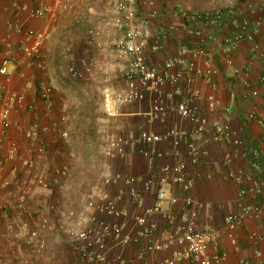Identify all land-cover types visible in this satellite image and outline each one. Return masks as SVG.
Wrapping results in <instances>:
<instances>
[{
	"label": "crops",
	"instance_id": "0c3cea01",
	"mask_svg": "<svg viewBox=\"0 0 264 264\" xmlns=\"http://www.w3.org/2000/svg\"><path fill=\"white\" fill-rule=\"evenodd\" d=\"M157 14L142 0H135L137 16L134 25H141L149 32L146 52L151 67L163 69L170 75L180 72L192 80L196 98L193 105L200 120L206 121L205 130L197 132L199 123L181 119L177 106L183 96H172V86L163 88L167 112L157 121H151L146 113L155 103L157 95L149 93L142 102L119 105L116 97L127 90L124 72L128 59L119 55L116 41L121 33L115 26L118 14L116 0H0V66L9 59V77L0 75V114L7 108L9 127L0 125V260L9 264H21L25 258L38 264H76L78 250L63 235L51 232L43 253L27 249V231L18 229L15 236H7L10 223L25 220L18 208L19 199L27 198L28 208L44 210L51 220H58L49 206L80 209L87 198L98 191L119 192L120 188L106 187L107 175L135 178L136 188L143 193L138 204L126 197L121 207L128 216L124 219L129 232L138 233L135 217H143L155 203V194L143 192V181L149 179L151 169L148 159L136 149H127L124 157L105 155L108 141L118 135L139 134L147 131L165 135L176 129L187 133V142L179 146L164 141L158 150L164 154L155 161L156 176L161 168L183 160L188 165L189 177L194 182L193 199L202 205L198 228L216 229L223 234L220 252L227 253L221 264H257L258 252L264 253V242H255L250 236L264 230V193L255 199L242 198V190L255 187L264 177V125L249 122L248 114L264 116V100L253 97L252 89L264 91V57L256 51L255 44L264 52V0H153ZM41 6L50 8L43 19L32 17ZM25 8V10L23 9ZM222 10L224 20L217 25L189 22L183 13ZM44 34L45 40L38 55L27 58L24 46L32 40L28 31ZM201 31V37L197 36ZM240 32L254 35L255 42L243 40L230 57L239 74L232 73L227 65L225 42ZM200 38V39H198ZM159 42L160 48L153 50ZM203 53H200V51ZM181 62V63H180ZM206 71L210 65L215 73L207 78L199 77L188 68ZM168 67V65H170ZM74 67L80 77L70 73ZM249 86H247V84ZM44 87L53 89L50 104L41 97ZM112 98V108L118 115H110L106 97ZM215 103L210 106V100ZM21 101V102H20ZM229 125L237 137L214 140L215 128ZM38 136L45 152L34 151L28 134ZM63 133H68L64 137ZM238 139L240 144H235ZM189 144L205 152L193 163L187 155ZM259 152L258 165L253 166L254 153ZM24 160H34L35 166L27 174ZM67 167L68 176L56 184L54 170ZM51 182V190L37 184V177ZM168 198H181L177 205L166 203L165 210L179 216L185 193L181 186H166ZM26 192V195H25ZM24 195V196H23ZM258 204L263 216L248 219L237 231L238 245L225 238L226 218L240 211L242 206ZM48 217V216H47ZM53 218V219H52ZM158 224L157 240L168 245L159 253L147 251L148 241L124 250L125 261L112 264H147L170 258L180 248L179 243H169L173 232L164 219L153 216Z\"/></svg>",
	"mask_w": 264,
	"mask_h": 264
},
{
	"label": "built area",
	"instance_id": "2783aa9c",
	"mask_svg": "<svg viewBox=\"0 0 264 264\" xmlns=\"http://www.w3.org/2000/svg\"><path fill=\"white\" fill-rule=\"evenodd\" d=\"M142 2L153 9V15L157 14L155 3L153 0H142ZM25 10V8H23ZM115 10L118 17L115 20V26L120 31L121 36L116 41L117 52L124 59H128V65L124 72L127 90L119 93L116 102L119 105L142 102L149 93L157 95L154 105L146 113L151 121H157L167 112L166 97L163 94L164 86L169 83L172 86V96H183V100L177 106V114L181 119L190 120L199 123L197 132L201 133L205 130L206 121L200 120L196 115L195 92L192 88V80L187 79L185 82L184 72L176 75H170L163 69L151 67L146 58L147 48L149 46V32L141 25H134L133 22L137 16L135 0H116ZM50 8L41 6L32 13L33 18L43 19ZM185 19L189 22L199 21L217 25L224 20V12L216 11H197L194 14L183 13ZM28 37L32 40L31 45L24 46L23 52L27 58L33 57L40 53L44 34L41 32L30 30ZM197 36L201 37V31H197ZM243 40L255 42L254 35L251 33L240 32L228 37L225 42V53L227 54L226 65L228 69L239 74L235 68L234 60L230 57L233 51L237 50ZM256 51L260 52V56L264 57V52L260 51L259 45L255 44ZM160 48L159 42L153 46V50ZM200 53H203L201 50ZM181 63V62H180ZM9 59H4L0 66V75L5 78L9 77ZM168 65V67H170ZM188 68L195 71L194 63H190ZM199 77L203 75L210 78L214 73V69L208 65L206 71L196 70ZM72 77H80L74 67H70ZM264 82V77L262 78ZM249 86L248 83H246ZM253 97H262L264 100V91L252 89ZM41 97L45 103L50 104L53 97V89L44 87L41 91ZM112 98L107 95L106 108L110 115H118L119 111L112 108ZM210 106L214 107L215 103L211 99ZM21 102V101H20ZM9 109L5 108L0 114V125L5 128L9 127ZM247 120L258 122L264 125V116L257 113L248 114ZM64 137H68V133H63ZM28 137L32 139L34 151L38 155L45 152L44 145L39 142L38 136L30 133ZM226 138H236L237 132L232 130L229 125H218L215 128L214 140H222ZM187 133L176 129H170L165 135L141 131L139 134L118 135L108 141L105 149V155L110 158L124 157L127 149H136L144 155L149 162L151 175L149 179L143 181V192L155 194L154 205L146 210L143 217H135V227L140 232L133 233L126 229L124 219L127 218V212L121 207V203L126 197L134 200L138 204L143 202V193L137 188V180L135 178H125L122 175L110 176L104 178L106 187L120 188L119 192H111L109 190L98 191L95 195L87 198L84 205L78 209L73 207H62L54 203L49 206V212H54L59 217L58 220H51V215L44 210L34 211L28 208L27 198L24 196L19 199L18 208L20 215L25 220L20 224L10 223L8 226L7 236L13 237L18 229L27 231L25 245L29 251L33 253H43L48 244V235L56 232L60 236L63 235L65 240L72 244L78 250V259L76 264H112L114 261L124 263V250L130 246L138 245L142 239L148 241L147 251L150 253H159L168 248L166 243L157 240L156 233L158 224L152 220L153 216H160L164 221L173 228L168 236L169 243L177 242L180 245L170 258L163 260H153L147 264H221L226 258L227 253L220 252L219 243L223 238V234L216 229L198 228L200 211L203 208L192 197L194 182L189 177V169L183 160L170 165L166 164L161 168V173L156 176L154 172L155 161L162 159L164 154L158 150V145L164 141H173L179 146L183 141L187 142ZM235 144H240L238 139H234ZM254 163L258 165L259 152L253 151ZM205 152L194 144H189L187 155L193 161L198 163L200 157ZM34 160H24L23 166L27 174L31 173L35 166ZM0 161V169L2 168ZM53 178L56 184L60 181L57 177L64 178L68 176L67 167L56 168ZM37 184L44 190H51V182L45 177H37ZM181 186L185 197L183 198L182 211L179 216H173L172 213L165 210L166 203L177 205L181 198L173 195L168 198L166 186ZM264 193V177L259 180L255 187L244 189L240 195L242 198H257ZM26 195V192H25ZM48 216V217H47ZM263 216V209L258 204L242 206L240 211L229 215L226 218L225 238L236 246L238 245L237 231L248 219H260ZM53 219V218H52ZM250 238L255 242H264V230L261 234H252ZM259 261L257 264H264V253L258 252ZM21 264H38L33 259L25 258ZM0 264H9L6 260H0Z\"/></svg>",
	"mask_w": 264,
	"mask_h": 264
},
{
	"label": "trees",
	"instance_id": "16d2710c",
	"mask_svg": "<svg viewBox=\"0 0 264 264\" xmlns=\"http://www.w3.org/2000/svg\"><path fill=\"white\" fill-rule=\"evenodd\" d=\"M198 39H200V38H198Z\"/></svg>",
	"mask_w": 264,
	"mask_h": 264
}]
</instances>
